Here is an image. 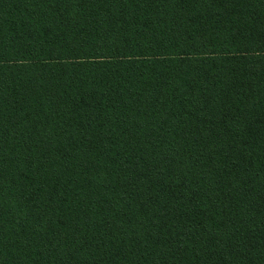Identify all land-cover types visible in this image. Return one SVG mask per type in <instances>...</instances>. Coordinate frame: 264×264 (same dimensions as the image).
Wrapping results in <instances>:
<instances>
[{
	"label": "trees",
	"instance_id": "obj_1",
	"mask_svg": "<svg viewBox=\"0 0 264 264\" xmlns=\"http://www.w3.org/2000/svg\"><path fill=\"white\" fill-rule=\"evenodd\" d=\"M0 264H264V0H0Z\"/></svg>",
	"mask_w": 264,
	"mask_h": 264
}]
</instances>
